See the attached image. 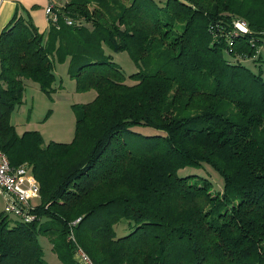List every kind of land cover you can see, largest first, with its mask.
<instances>
[{
	"label": "trees",
	"instance_id": "obj_1",
	"mask_svg": "<svg viewBox=\"0 0 264 264\" xmlns=\"http://www.w3.org/2000/svg\"><path fill=\"white\" fill-rule=\"evenodd\" d=\"M56 7L47 38L17 16L0 34V150L40 186L32 221L0 214V264H48L39 235L61 264H78L76 245L96 264H264V0ZM104 46L126 51L137 70L125 75ZM66 58L76 90L95 91L73 104L72 139L17 132L9 116L24 80L50 95L54 63ZM134 134L142 151L128 147ZM203 164L221 176L220 192L178 174Z\"/></svg>",
	"mask_w": 264,
	"mask_h": 264
},
{
	"label": "rangeland",
	"instance_id": "obj_2",
	"mask_svg": "<svg viewBox=\"0 0 264 264\" xmlns=\"http://www.w3.org/2000/svg\"><path fill=\"white\" fill-rule=\"evenodd\" d=\"M65 1L66 0L63 2ZM155 1L163 3L165 0ZM237 21L238 20L235 22ZM60 23L65 24L64 19H60ZM53 27L56 28L55 25H53ZM88 27L91 28V26ZM244 28L246 31L247 24H245ZM44 36L47 38L48 32H46ZM103 49L106 54L112 55L113 61L120 65L125 75L137 70V66L126 51L113 52L105 46ZM68 61L69 58H66L61 63L55 61L54 75H56V81L54 83V88L56 87V89L52 91L50 95L42 91L36 82L29 79L24 80V92L22 97L23 102L20 105L17 104L9 116L10 122L15 124L19 133H22L25 130H37L43 137L44 142H48L50 140L69 142V140L72 139L71 137H73L75 127V113L73 110V104L84 103L92 100L95 96V91L93 89L87 91L76 90L75 80L70 76L69 73ZM132 131L141 135L164 134V132L161 130L144 125H136L132 127ZM141 135L134 134L132 136L125 137L129 149H134V151H142L144 148H146L144 139L141 137ZM178 174L181 176L194 174L197 176V178L205 177L210 181L213 191L217 190L220 192L223 185L221 176L207 164H203L202 167L182 168L179 170ZM35 202L37 204V202H39V198ZM0 214L8 216L7 218L10 224L18 220V217L11 214H6L4 212V200L1 193ZM125 228V224L119 223L118 229L122 231ZM118 229L116 228L119 234L126 232H121ZM38 241L42 246L43 257L47 263L61 264L57 255L53 252L48 238L46 236L39 235Z\"/></svg>",
	"mask_w": 264,
	"mask_h": 264
},
{
	"label": "built area",
	"instance_id": "obj_3",
	"mask_svg": "<svg viewBox=\"0 0 264 264\" xmlns=\"http://www.w3.org/2000/svg\"><path fill=\"white\" fill-rule=\"evenodd\" d=\"M57 10V7L55 8L52 4L47 5L45 8L48 21L58 27ZM63 19L65 24L70 26L78 23L69 16H64ZM234 24L239 30L244 29L245 31L244 26L246 23L244 21H237ZM0 193L4 200V212L6 214L14 215L18 217V220L24 222L32 221L35 218L36 214L33 213V210L36 205L35 201L39 198L40 194L39 182L31 172V168L27 163L12 166L5 153L1 150ZM71 237L75 241L74 237ZM74 259L78 264H96L87 251L79 245H76L74 248Z\"/></svg>",
	"mask_w": 264,
	"mask_h": 264
},
{
	"label": "crops",
	"instance_id": "obj_4",
	"mask_svg": "<svg viewBox=\"0 0 264 264\" xmlns=\"http://www.w3.org/2000/svg\"><path fill=\"white\" fill-rule=\"evenodd\" d=\"M63 1L0 0V34L14 16L22 18L26 23H31L43 34L49 32V27L51 28L54 24L48 21L45 8L49 4L54 5L56 8V6L63 4Z\"/></svg>",
	"mask_w": 264,
	"mask_h": 264
},
{
	"label": "water",
	"instance_id": "obj_5",
	"mask_svg": "<svg viewBox=\"0 0 264 264\" xmlns=\"http://www.w3.org/2000/svg\"><path fill=\"white\" fill-rule=\"evenodd\" d=\"M238 27L241 29V27L238 25ZM244 30V29H243Z\"/></svg>",
	"mask_w": 264,
	"mask_h": 264
}]
</instances>
